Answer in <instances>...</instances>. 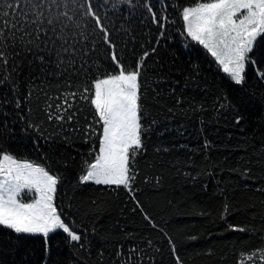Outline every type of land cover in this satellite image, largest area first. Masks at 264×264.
<instances>
[{"label":"snow or ice","instance_id":"snow-or-ice-1","mask_svg":"<svg viewBox=\"0 0 264 264\" xmlns=\"http://www.w3.org/2000/svg\"><path fill=\"white\" fill-rule=\"evenodd\" d=\"M0 264H264V0H0Z\"/></svg>","mask_w":264,"mask_h":264},{"label":"trees","instance_id":"trees-1","mask_svg":"<svg viewBox=\"0 0 264 264\" xmlns=\"http://www.w3.org/2000/svg\"><path fill=\"white\" fill-rule=\"evenodd\" d=\"M193 143H195V141H193Z\"/></svg>","mask_w":264,"mask_h":264}]
</instances>
